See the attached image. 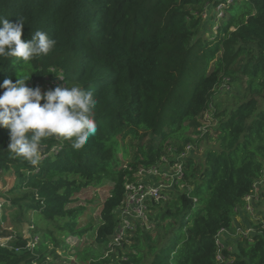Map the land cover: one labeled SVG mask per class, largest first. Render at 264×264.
Returning <instances> with one entry per match:
<instances>
[{
  "label": "trees",
  "instance_id": "16d2710c",
  "mask_svg": "<svg viewBox=\"0 0 264 264\" xmlns=\"http://www.w3.org/2000/svg\"><path fill=\"white\" fill-rule=\"evenodd\" d=\"M210 4L221 7L224 18L208 39L203 14ZM3 18H23L24 41L43 31L57 43L28 63L0 57V84L33 74L26 83L34 88L55 69L67 87L92 90L97 99L96 135L79 151L72 140H43L38 166L8 151L10 130L0 127V171L17 177L10 194L25 192L11 199L10 213L18 219L38 214L79 241L94 232L95 243L107 248L119 226L126 184L141 168L160 165L170 149L199 146V121L212 111L218 149L207 151L203 163L192 156L182 161L184 190L169 192L155 217L165 223L162 235L156 239L138 226L126 260L118 264H218L217 236L233 230L264 168V108L258 100L264 96V0H0ZM227 81H245L247 101L216 103ZM106 182L112 189L100 223H85L87 210L77 198ZM257 218L250 221L254 233L238 241L237 251H223L224 264H264V194ZM44 235L28 250V240L0 231L21 249L0 244V264H48L54 253L48 239L55 247L60 242L53 232ZM76 257L112 263L109 256L90 258L88 250Z\"/></svg>",
  "mask_w": 264,
  "mask_h": 264
},
{
  "label": "clouds",
  "instance_id": "9594fccd",
  "mask_svg": "<svg viewBox=\"0 0 264 264\" xmlns=\"http://www.w3.org/2000/svg\"><path fill=\"white\" fill-rule=\"evenodd\" d=\"M0 25V57H15L28 63L48 55L57 43L43 31H36L28 41L22 40L23 18L17 22L3 18ZM32 75L17 74L15 82L5 79L0 84L4 89L0 94V127L10 130L8 151L38 166L43 140L50 137L72 140V149L79 151L96 135L97 99L92 90L79 86L58 85L47 91L39 86L29 87L26 82ZM57 79L64 80L62 76Z\"/></svg>",
  "mask_w": 264,
  "mask_h": 264
},
{
  "label": "rangeland",
  "instance_id": "374dc122",
  "mask_svg": "<svg viewBox=\"0 0 264 264\" xmlns=\"http://www.w3.org/2000/svg\"><path fill=\"white\" fill-rule=\"evenodd\" d=\"M224 18L223 10L218 7L216 10L213 5L210 4L207 6L205 13L203 14V24L206 38L210 39L212 32H216L218 26L220 25L221 20ZM215 34V33H214ZM4 82V81H3ZM2 82V84H3ZM31 87V84H27ZM73 85H70V87ZM4 89L0 88V94H2ZM248 91L245 81H237V82H228L219 90L215 97L216 103H223L224 105H231L232 107L247 101L248 99ZM260 108H264V96L258 98ZM201 127H199L198 131L202 132L201 136L194 137L197 140H200L199 146L194 145L196 148L193 153V158L197 160L199 163H203L205 159V154L210 149H218V144L216 141V136L214 135L213 129L216 128L217 120L212 116V111L207 113L204 119L199 121ZM208 133L209 138L202 139L203 135ZM133 152L132 149H130ZM180 152H176L175 149H170L168 152L167 160L168 164H163V169L168 167H172V163L179 162ZM191 156V155H188ZM187 156V157H188ZM121 157V154H120ZM130 159L125 160L128 162ZM157 183L162 186L163 192L167 197V201L170 199L169 192L173 190H184L180 183L173 182L170 179L158 178ZM17 177L12 172H4L0 171V231H7L12 234V236L19 239L26 240H36V244L45 240V232H53L54 238H56L60 244L59 247H55L54 243L52 244L51 240L48 239V243L50 244V250H53V254L48 259V264H88L78 259L76 254L82 250H88V255L90 258H94L96 255L98 256H106L108 251L106 247L97 245L94 241V232L89 236L85 237L83 241H79L77 239L68 238L65 233L58 231L54 228L50 223L45 222L40 215L35 214L33 212L28 213L27 219H18L10 213V201L15 196H22L25 192L18 191L15 194H10L11 190L17 185ZM112 189V185L109 182L104 183L99 187H90L83 191V193L77 198L80 200V206L86 208V213L84 216L85 223H89L92 225H96L100 223V211L105 200L110 196ZM155 204L149 210V221H150V233L156 239H158L162 235L161 228L164 224L155 223L156 215L165 208V203ZM244 219H239L238 228L240 231L237 232V228L234 227V230L222 238V245L225 246L224 250H229L230 252L237 251L238 241L245 238L244 233L253 230V224L250 222V217L244 213ZM242 216V215H241ZM257 216V212L255 214ZM243 217V216H242ZM167 224L170 222H166ZM140 226V225H139ZM142 229H138L137 231L146 230V227H139ZM148 230V229H147ZM146 230V231H147ZM243 233H239V232ZM136 231V232H137ZM136 232L129 234L125 245L123 248L116 249L112 254L108 255L111 264H118V261H125L127 254H129V249L132 248L134 242L132 239L137 235ZM13 237V239H14ZM12 241V238H2L0 237V244L5 245L8 242ZM112 256L115 259H112Z\"/></svg>",
  "mask_w": 264,
  "mask_h": 264
},
{
  "label": "built area",
  "instance_id": "2783aa9c",
  "mask_svg": "<svg viewBox=\"0 0 264 264\" xmlns=\"http://www.w3.org/2000/svg\"><path fill=\"white\" fill-rule=\"evenodd\" d=\"M221 8V7H220ZM50 72L53 74V77L49 75L44 77L42 80H39L35 83V87H41L42 91H47L53 89L56 86L67 87L65 77L62 71H57L55 69H50ZM57 76H62L64 80H58ZM45 101H41L44 103ZM193 144H189L185 147L184 151L181 152L179 162L174 163L172 167L163 169V164H168V160L163 158V162L160 165H155L150 168H141L137 172V178L133 182H128L125 186V197L122 205L117 210V215L119 219V226L112 238L111 243L107 247V255L112 254L116 249L123 248L127 237L129 234H132L137 230V227H146L150 230V221H149V212L150 208L155 204H162L167 201V197L163 192V187L157 183V179L161 178L170 179L173 182L179 183L183 176V164L182 161L188 157H193L195 151ZM191 155V156H188ZM188 156V157H187ZM182 188L185 187L184 184ZM264 194V168L261 171V177L258 179L250 194L245 197L246 204L243 207V212L246 213L251 221H260L257 216H255L260 202L261 196ZM262 228L264 229V221H261ZM237 232L240 231L238 226H236ZM239 233H243L242 230ZM254 233L253 230H250L244 233L245 238H250ZM228 234V230H222L217 236V244L220 247V250L217 255V263L224 264L226 259L223 255L224 247L222 245L223 236ZM3 238V237H2ZM10 238V237H9ZM11 241L3 246H9L16 253H20L21 249L19 247H14L10 245ZM36 240H28L26 249L33 250L36 246Z\"/></svg>",
  "mask_w": 264,
  "mask_h": 264
},
{
  "label": "crops",
  "instance_id": "0c3cea01",
  "mask_svg": "<svg viewBox=\"0 0 264 264\" xmlns=\"http://www.w3.org/2000/svg\"><path fill=\"white\" fill-rule=\"evenodd\" d=\"M241 215H242L243 217H242ZM244 218H245V217H244L243 212H239V215H237V217H236V221L234 222V227L238 226L237 224L239 223V219L242 220V219H244ZM245 219H246V218H245ZM234 227H233V230H234ZM233 230H232V231H233ZM232 231H228L229 235L231 234Z\"/></svg>",
  "mask_w": 264,
  "mask_h": 264
}]
</instances>
